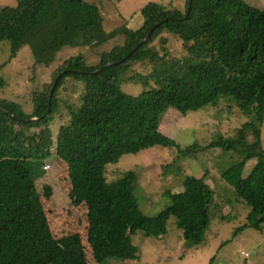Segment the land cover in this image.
<instances>
[{
  "label": "trees",
  "instance_id": "16d2710c",
  "mask_svg": "<svg viewBox=\"0 0 264 264\" xmlns=\"http://www.w3.org/2000/svg\"><path fill=\"white\" fill-rule=\"evenodd\" d=\"M16 1L15 6L0 7V42L9 41L11 59L28 46L34 66L48 68L60 53L78 51L57 64L51 81L33 88L30 112L16 100L0 98V244L9 262L87 264L77 236L51 239L32 169L16 132L17 125L32 128L50 122L59 112L60 90L69 77L82 81L85 91L81 106L71 109V122L57 132L56 153L68 165L72 202L88 207V241L97 264L135 259L138 247L132 235L138 230L163 235L172 216L186 242L200 244L214 202V189L206 176L187 175L181 191L169 192L170 204L149 215L135 193L136 172L128 170L117 181H108L105 165L156 145L178 147L183 156L195 153L199 143L182 149L160 130L169 108L187 113L228 96L238 102L264 100V9L246 0H186L184 10L151 1L141 9L139 27L122 24L107 31L100 7L87 0ZM164 33L181 40L186 49L183 58L152 48ZM119 36L121 42L97 52L96 62L87 60L82 49L101 48ZM167 40L163 36L160 41L166 44ZM146 60L153 63L148 74L126 76L135 63ZM127 80L141 82L144 89L138 94L126 92ZM7 85L0 74V90ZM261 121L250 119L239 133L244 137L251 131L256 136L253 144L259 145ZM216 147L230 150L222 144ZM252 157L222 171V178L251 209L237 232L247 227L263 229L264 154L255 156V165L244 176ZM45 189L50 198L51 187Z\"/></svg>",
  "mask_w": 264,
  "mask_h": 264
},
{
  "label": "rangeland",
  "instance_id": "374dc122",
  "mask_svg": "<svg viewBox=\"0 0 264 264\" xmlns=\"http://www.w3.org/2000/svg\"><path fill=\"white\" fill-rule=\"evenodd\" d=\"M98 5L102 11L104 27L110 31L122 24L137 28L143 22L141 9L149 2L173 4L184 10L186 0H87ZM251 5L264 9V0H246ZM16 0H0V7L15 6ZM168 36L166 44L160 40ZM122 41L119 36L101 48H84L83 53L91 63L98 60L97 52L109 49ZM161 54L183 58L186 54L181 40L168 33L151 45ZM78 49H68L59 54V59L51 66L35 67L33 55L28 46H22L16 57L10 58L9 41L0 42V74L8 85L0 90V98L18 101L26 111H31V92L43 81H51L57 64ZM153 69L149 60L135 63L126 76L148 74ZM36 76L38 79L36 81ZM85 85L72 77L67 78L60 90L59 112L40 127L16 126L18 141L23 156L33 173L34 184L40 195L48 221L50 237L62 241L68 236H77L87 264H97L93 249L88 241V207L85 203L75 205L70 197L72 184L67 162L56 153V136L62 125L72 119L71 109L81 106ZM123 89L130 94L140 93L141 82L127 80ZM261 118L260 144L254 145L256 136L246 132L242 137L239 128L250 119ZM160 130L173 138L184 149L192 143H199L191 155H184L178 147L156 145L136 154L122 156L118 163L105 165L106 179L117 181L124 172L134 170L137 174L136 195L144 213L156 215L170 204L169 192L183 189L187 175L206 176V181L214 189L209 222L202 242L189 245L182 229L172 216L167 232L163 235H146L138 230L132 235V242L138 247L135 259H110L106 264H264V224L263 229L247 227L237 232L235 229L246 222L250 207L238 197L234 188L222 178V171L233 163L247 160L244 176L248 175L256 163L255 156L264 154V100L255 98L250 102H238L235 98L221 97L217 104H208L196 110L182 113L169 108L162 119ZM224 145L227 149L216 147ZM212 145L208 149L207 146ZM202 148L201 150H199ZM49 165L50 169H45ZM46 186L51 187V197L46 195ZM0 244V264H11L7 253Z\"/></svg>",
  "mask_w": 264,
  "mask_h": 264
},
{
  "label": "water",
  "instance_id": "95a60500",
  "mask_svg": "<svg viewBox=\"0 0 264 264\" xmlns=\"http://www.w3.org/2000/svg\"><path fill=\"white\" fill-rule=\"evenodd\" d=\"M149 35H150V34H148L146 38H148ZM146 38H145L143 41H145ZM123 60H124V59H123ZM123 60H121V61H123ZM121 61H111V62H109V63H110V64H114V63H119V62H121ZM56 82H57V80L54 82V84H53V86H52V88H51V91H50L49 105L51 104V99H52V95H53V92H54V89H55V86H56ZM49 111H50V108H49Z\"/></svg>",
  "mask_w": 264,
  "mask_h": 264
},
{
  "label": "built area",
  "instance_id": "2783aa9c",
  "mask_svg": "<svg viewBox=\"0 0 264 264\" xmlns=\"http://www.w3.org/2000/svg\"><path fill=\"white\" fill-rule=\"evenodd\" d=\"M45 169H50V166L49 165H45Z\"/></svg>",
  "mask_w": 264,
  "mask_h": 264
}]
</instances>
